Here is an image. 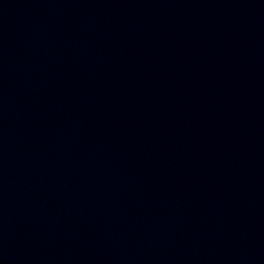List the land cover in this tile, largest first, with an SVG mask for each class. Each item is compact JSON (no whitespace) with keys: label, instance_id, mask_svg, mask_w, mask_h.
<instances>
[{"label":"water","instance_id":"1","mask_svg":"<svg viewBox=\"0 0 264 264\" xmlns=\"http://www.w3.org/2000/svg\"><path fill=\"white\" fill-rule=\"evenodd\" d=\"M0 264H264V0H0Z\"/></svg>","mask_w":264,"mask_h":264}]
</instances>
